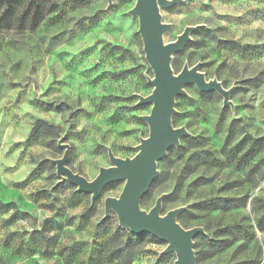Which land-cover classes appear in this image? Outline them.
<instances>
[{"label": "clouds", "instance_id": "clouds-1", "mask_svg": "<svg viewBox=\"0 0 264 264\" xmlns=\"http://www.w3.org/2000/svg\"><path fill=\"white\" fill-rule=\"evenodd\" d=\"M130 2L0 0V264H264V0Z\"/></svg>", "mask_w": 264, "mask_h": 264}, {"label": "water", "instance_id": "water-1", "mask_svg": "<svg viewBox=\"0 0 264 264\" xmlns=\"http://www.w3.org/2000/svg\"><path fill=\"white\" fill-rule=\"evenodd\" d=\"M136 3V0H135ZM135 11V7H133L129 14ZM140 15L144 18L145 23V34L148 36H151L152 33V21L154 18V11L150 4L146 3L145 0H142V4L139 9ZM168 26V25H165ZM162 55V54H161ZM164 87L166 91H170L172 88L175 87V85L168 84L165 81ZM148 117L144 116L142 119H147ZM169 139V135L166 131V128L162 122L159 124L156 130V135L154 138V141L151 145H149L145 149V156L141 159V161L134 167L126 170V174L132 176L133 178V184L129 189V196L126 197V201L133 198L137 191L139 190L140 184L139 181H142L143 179L147 178L150 175L151 169H150V162L151 158L158 155L160 152V148L162 145ZM107 180V178H105ZM104 181H102V184ZM124 213L126 218H130L135 220L136 222H140L139 218L135 216L134 210L131 207H124ZM156 227H163V226H156ZM175 243L176 246L185 250V258H186V241L185 238L176 236L175 237Z\"/></svg>", "mask_w": 264, "mask_h": 264}, {"label": "rangeland", "instance_id": "rangeland-1", "mask_svg": "<svg viewBox=\"0 0 264 264\" xmlns=\"http://www.w3.org/2000/svg\"><path fill=\"white\" fill-rule=\"evenodd\" d=\"M5 3L7 5V11L5 13V17H8L10 15H12L14 13V11L22 4V0H5ZM135 5V0H131V2L129 4H127L125 6V14H129V11L134 7ZM39 7V5H37V8ZM32 5H29V12L31 11ZM26 15L28 14L27 12L25 13ZM39 13H37V17H38ZM99 15V13H97V16ZM35 17H34V22H35ZM93 20H95L96 18L93 17ZM53 39H56V37H53ZM93 39H95V37H93ZM85 43H91L90 39H86ZM96 43H103V40H96ZM109 47L113 48V49H121L122 46L119 43H113L111 45H108ZM92 47H95V44H92ZM86 51H91V48L89 49H85ZM123 51L127 52L129 51V49L124 48L122 49ZM103 51V49L101 50ZM66 55V54H65ZM121 67H123V65H121ZM128 71H133V69H127ZM99 79V77H98ZM117 99H119V97H117ZM150 107V106H149ZM177 115H182L181 113L177 112ZM142 117H144V115L138 113V118L142 119ZM98 123H100L101 125H103L105 122L102 120H98ZM233 123H235V121H233ZM117 131H119V125L117 124ZM126 132H122L121 135H125ZM247 140V138H246ZM245 141H241V145H244ZM237 148H240V145L237 146ZM261 149H264V137L261 138L260 141H256L253 146L248 150L247 153H245V160L247 159H251L253 158ZM97 163H102V161H97ZM203 179V178H200ZM122 183V182H121ZM224 190H231V186L228 184H225L223 186V188H221V191ZM20 196V194L18 192L12 191V190H2L0 191V199H7L8 201H11L13 199H18ZM205 207L206 208H211L212 210H217L220 205H217L215 203H211V202H204ZM230 206L229 201H225L223 204V207H228ZM193 207H196V205H194ZM30 208V206H29ZM224 231H227V229H225ZM220 244H226L227 242L225 241H220L218 242ZM244 264H246V262H244Z\"/></svg>", "mask_w": 264, "mask_h": 264}, {"label": "crops", "instance_id": "crops-1", "mask_svg": "<svg viewBox=\"0 0 264 264\" xmlns=\"http://www.w3.org/2000/svg\"><path fill=\"white\" fill-rule=\"evenodd\" d=\"M65 54H72L71 52H63L61 53V55H65Z\"/></svg>", "mask_w": 264, "mask_h": 264}]
</instances>
